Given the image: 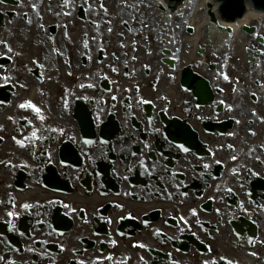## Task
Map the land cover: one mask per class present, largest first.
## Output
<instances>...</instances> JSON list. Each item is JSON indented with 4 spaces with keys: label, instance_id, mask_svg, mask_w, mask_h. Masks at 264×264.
I'll list each match as a JSON object with an SVG mask.
<instances>
[{
    "label": "flooded vegetation",
    "instance_id": "af4514ba",
    "mask_svg": "<svg viewBox=\"0 0 264 264\" xmlns=\"http://www.w3.org/2000/svg\"><path fill=\"white\" fill-rule=\"evenodd\" d=\"M153 1L0 0V264H264V57Z\"/></svg>",
    "mask_w": 264,
    "mask_h": 264
},
{
    "label": "bare ground",
    "instance_id": "6f19581e",
    "mask_svg": "<svg viewBox=\"0 0 264 264\" xmlns=\"http://www.w3.org/2000/svg\"><path fill=\"white\" fill-rule=\"evenodd\" d=\"M186 1V7L180 16H185V18L188 17L186 22L189 23V26H192L196 30V34H194V37L189 39L188 44L193 42V45H195L199 43L200 40L202 41L203 38H207L208 42L211 43L212 47L217 51L223 47H237L238 49L240 47L244 48L247 41L251 38L247 33H245L247 31L244 32L245 28L254 33V37L260 36L264 38V13L253 11L249 3H246L247 9L244 16L233 23L221 24L217 21V17L215 15V11L219 5V3H217V5L213 3L215 0ZM252 22H254L255 25L252 24ZM251 24L254 25V27H251ZM203 25L208 26V35L206 33H202V29H204ZM251 39L253 40L254 38ZM251 48L254 50V47ZM259 53L261 54V52ZM236 54L237 57L242 60L240 52L237 51ZM247 57L251 56L248 54L246 58ZM254 57H256L257 60L260 59L257 55Z\"/></svg>",
    "mask_w": 264,
    "mask_h": 264
},
{
    "label": "rangeland",
    "instance_id": "374dc122",
    "mask_svg": "<svg viewBox=\"0 0 264 264\" xmlns=\"http://www.w3.org/2000/svg\"><path fill=\"white\" fill-rule=\"evenodd\" d=\"M180 9H184V7H182V6H180V7H178V8H176V12H174L173 13V21H174V19H175V14H177L178 13V11ZM252 24H254L253 22H252ZM175 26V24H173V27ZM178 26H175V30L177 31L178 30ZM175 30L173 29V35L174 34H178V33H176L175 32ZM174 38H175V36H174ZM173 38V39H174ZM259 39H262V38H260V36H258V37H254V39L253 40H248L247 41V43L245 44V47H252V45H254V50L255 49H257L258 50V52H263V54H261V56L260 57H264V38H263V40H262V44H259ZM181 43V42H180ZM252 44V45H251ZM240 49V50H239ZM237 48V47H235V51H236V53H237V51H240L241 52V54H243V47H240V48ZM221 54H222V52H221ZM244 55V54H243ZM254 55V54H253ZM236 54H235V56H234V58H233V60H232V62H229V63H227L226 64V66H227V68H228V70L230 71V72H233L234 71V69H238L239 67H244L246 64V62H245V60H242L240 63H238V62H236ZM235 60V61H234ZM260 63H263V60L262 61H260ZM231 68H233V69H231ZM226 70V69H225ZM224 73V72H223Z\"/></svg>",
    "mask_w": 264,
    "mask_h": 264
},
{
    "label": "water",
    "instance_id": "95a60500",
    "mask_svg": "<svg viewBox=\"0 0 264 264\" xmlns=\"http://www.w3.org/2000/svg\"><path fill=\"white\" fill-rule=\"evenodd\" d=\"M242 0H225L227 5H230L231 7H236L241 3ZM257 6L264 5V0H253ZM244 16V15H243ZM244 31H247L248 33H251L250 30L247 28L244 29Z\"/></svg>",
    "mask_w": 264,
    "mask_h": 264
},
{
    "label": "snow or ice",
    "instance_id": "6c2138e0",
    "mask_svg": "<svg viewBox=\"0 0 264 264\" xmlns=\"http://www.w3.org/2000/svg\"><path fill=\"white\" fill-rule=\"evenodd\" d=\"M9 50H10V49H9ZM21 107H24V105H21ZM9 215H11V213H10Z\"/></svg>",
    "mask_w": 264,
    "mask_h": 264
}]
</instances>
